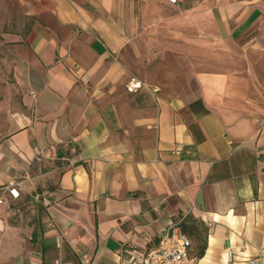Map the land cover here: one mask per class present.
Returning <instances> with one entry per match:
<instances>
[{
  "label": "crops",
  "instance_id": "crops-1",
  "mask_svg": "<svg viewBox=\"0 0 264 264\" xmlns=\"http://www.w3.org/2000/svg\"><path fill=\"white\" fill-rule=\"evenodd\" d=\"M13 1L0 264H139L177 220L194 264H264V0Z\"/></svg>",
  "mask_w": 264,
  "mask_h": 264
},
{
  "label": "built area",
  "instance_id": "built-area-1",
  "mask_svg": "<svg viewBox=\"0 0 264 264\" xmlns=\"http://www.w3.org/2000/svg\"><path fill=\"white\" fill-rule=\"evenodd\" d=\"M125 86L127 91L135 92L142 86V82L137 77L131 76ZM67 160L70 164L73 163ZM22 187L23 180H11L4 186V191L12 198H17ZM3 201L4 199L0 197V203ZM190 245L191 241L183 233L180 220L171 221L163 228L158 242L139 260V264H194L195 257L189 252ZM83 261L87 263L89 259L85 258Z\"/></svg>",
  "mask_w": 264,
  "mask_h": 264
},
{
  "label": "rangeland",
  "instance_id": "rangeland-1",
  "mask_svg": "<svg viewBox=\"0 0 264 264\" xmlns=\"http://www.w3.org/2000/svg\"><path fill=\"white\" fill-rule=\"evenodd\" d=\"M21 9L19 2L13 1V0H0V28L1 27H7L10 25V12H14ZM16 20L13 18V21ZM14 24V22H12ZM15 25V24H14ZM0 74L5 72L6 73V67L4 65L1 66Z\"/></svg>",
  "mask_w": 264,
  "mask_h": 264
}]
</instances>
